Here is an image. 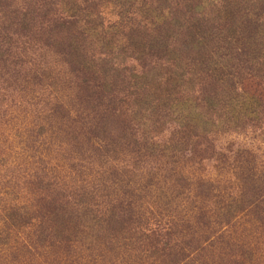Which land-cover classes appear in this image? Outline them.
<instances>
[{"label": "trees", "instance_id": "1", "mask_svg": "<svg viewBox=\"0 0 264 264\" xmlns=\"http://www.w3.org/2000/svg\"><path fill=\"white\" fill-rule=\"evenodd\" d=\"M14 2L0 0V70L15 80V67L27 55L32 75L46 71V86L59 99L45 117L51 125H58L57 114L61 124L71 121L74 149L90 157L80 161L123 158L138 166L155 160L157 171L160 162H215L249 193L241 209L262 210L264 170L258 174L249 148L223 146L220 137L251 129L264 139V0H24V7ZM6 82L0 81L1 127L12 125L16 112L3 109L18 88ZM40 155L32 164L46 182L33 185L34 210L41 212L40 221L58 222L63 214L71 217L77 202L67 197L59 203L47 175L53 168ZM8 217L18 220L13 213ZM31 217L27 213L25 222Z\"/></svg>", "mask_w": 264, "mask_h": 264}, {"label": "rangeland", "instance_id": "2", "mask_svg": "<svg viewBox=\"0 0 264 264\" xmlns=\"http://www.w3.org/2000/svg\"><path fill=\"white\" fill-rule=\"evenodd\" d=\"M14 5L24 7V0ZM25 57L26 63L15 67L20 70L15 80L0 70V81L18 84L13 100L3 105L16 110L14 122L0 126V264H169L175 255L176 264H264V206L241 209L249 193L235 185L233 175L215 162L201 167L160 162L157 171L155 160L138 166L123 158L80 161L90 157L74 149L71 121L61 124L57 114L58 125H51L45 117L59 97L53 99L52 87L46 86V71L32 75L35 68ZM36 137L39 142L33 144ZM220 142L249 148L258 174L264 170V139L258 131L227 134ZM32 153L36 155L29 158ZM39 154L53 168L47 175L55 182L59 203L67 197L77 202L70 207L71 217L63 214L58 222L57 217L45 222L34 210L33 185L38 179L46 182L36 177L37 165L32 164ZM203 183L213 189L196 187ZM7 213L18 220L13 223Z\"/></svg>", "mask_w": 264, "mask_h": 264}]
</instances>
